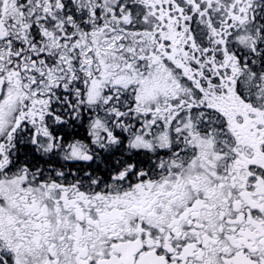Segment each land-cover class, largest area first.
Listing matches in <instances>:
<instances>
[{"label":"snow or ice","instance_id":"snow-or-ice-1","mask_svg":"<svg viewBox=\"0 0 264 264\" xmlns=\"http://www.w3.org/2000/svg\"><path fill=\"white\" fill-rule=\"evenodd\" d=\"M0 264H264V0H0Z\"/></svg>","mask_w":264,"mask_h":264}]
</instances>
